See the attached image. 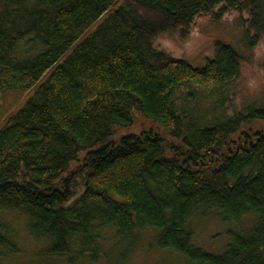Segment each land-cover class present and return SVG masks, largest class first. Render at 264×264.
<instances>
[{"label":"trees","instance_id":"1","mask_svg":"<svg viewBox=\"0 0 264 264\" xmlns=\"http://www.w3.org/2000/svg\"><path fill=\"white\" fill-rule=\"evenodd\" d=\"M231 15L240 37L201 66L158 45ZM262 42L264 0H0V93L32 92L0 123V258L18 252V214L68 264L108 259L109 231L128 253L147 230L190 264H264V104L238 89ZM212 211L254 219L219 254L188 224Z\"/></svg>","mask_w":264,"mask_h":264},{"label":"rangeland","instance_id":"2","mask_svg":"<svg viewBox=\"0 0 264 264\" xmlns=\"http://www.w3.org/2000/svg\"><path fill=\"white\" fill-rule=\"evenodd\" d=\"M236 16L231 15L223 22L214 23L210 17L198 20L188 39L179 40L175 36H167L158 42L161 49L172 55L186 58L196 66H201L207 57L213 53L216 40L236 42L240 32L236 30ZM264 55V42L254 52L252 65H246L242 71L239 83V100L244 103L264 104V75L259 68ZM32 96V92L6 91L0 93V123L11 113L22 108L24 103ZM204 100V99H203ZM239 104V103H238ZM147 121L137 118L136 127H147ZM259 127H264L261 123ZM139 129V128H138ZM264 130V128H262ZM121 135L118 134L117 136ZM5 221L11 226L12 241L18 251L14 255L0 258V264H68L67 259H53L47 256L49 245L46 241L35 240L29 233V220L18 214L5 215ZM252 218H247L239 224H224L215 211L206 214H196L189 220V228L193 233L194 246L207 253H222L229 243L228 232H242L252 228ZM157 232L145 231L139 235L137 241L127 253V244L116 237L113 231L103 235L100 241L103 253L109 251L108 259L101 258L96 264H190L187 260L171 251L161 250L157 245ZM80 246L76 245L70 255L75 258ZM76 259V258H75ZM81 263H84L82 260ZM85 264V263H84ZM89 264V263H87Z\"/></svg>","mask_w":264,"mask_h":264}]
</instances>
